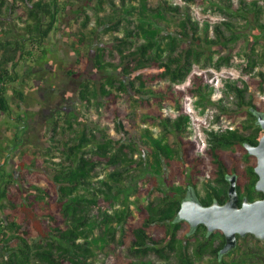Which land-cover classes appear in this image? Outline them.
<instances>
[{
	"label": "trees",
	"instance_id": "obj_1",
	"mask_svg": "<svg viewBox=\"0 0 264 264\" xmlns=\"http://www.w3.org/2000/svg\"><path fill=\"white\" fill-rule=\"evenodd\" d=\"M72 1L0 0V16L12 13L19 22H10L11 26L3 27L4 21L0 18V113L16 124L22 122L25 115L16 114L11 109L6 95L7 85L28 79L20 76L18 68L22 62H40L51 52L46 41L55 29L58 17ZM150 1L137 0L138 22L130 25L132 21L126 19L128 26L120 37L114 36L112 48L97 45L92 57L85 52L81 58L79 47L73 46L78 64L83 63L84 67L87 60L92 59L94 68L104 73L98 83H82L79 99L90 104L91 99L102 98L109 110L122 96L129 93L141 96V88L163 80L176 85L187 79L189 83L182 89H176V93L179 96H200L208 84L203 74L193 72L194 67L207 63H212L216 69L228 66L233 54L238 53L245 42L248 51L238 65L240 77L226 82L227 91L235 97L234 105L222 107V110L244 117L240 126L250 130L256 105L248 89L253 86L262 91L264 88V71H257L258 78L251 75L256 67L264 66V23L260 21L264 0H237L236 5L232 0H218L217 10L229 17L240 15L247 23H253L256 30L230 19L219 20L213 25V38L205 40L206 44H202L197 34L198 23L191 19L186 6L172 5L167 0H157L156 5L151 6ZM183 1L188 4L202 0ZM106 8L111 12L101 18L99 13ZM131 9L123 11L131 14ZM93 10V17L107 23V29H121L123 14L117 11L114 0H94ZM162 13L182 14L183 17L176 29L160 33L158 27L144 20L155 19ZM89 20L90 16L85 11L83 16L75 19L79 25L76 31L79 44H83V31ZM14 30L13 38H4ZM140 35L145 38L144 42L137 41ZM207 46L224 53L213 61ZM85 49L88 52L92 49L89 42ZM114 50L118 54L117 60H114ZM109 69L120 73L107 72ZM76 70L78 68L73 67L68 73L73 74ZM14 92L22 101V94L16 86ZM148 93L154 92L148 90ZM163 94L174 101V93L170 89L161 92ZM141 99L148 103V99ZM259 102L257 109L264 112V99ZM178 109L179 114L174 118L149 114L148 117L157 121L169 139L163 143L149 135L147 139L151 148L147 149L151 152V163H144L142 158L135 160L133 156L138 149L129 141L112 140L102 131L96 136L94 131L98 130L80 122L73 111L65 114L64 125L58 126L55 120L51 136L46 140V155H30L19 149L21 137L16 133L12 148L17 153L16 173L20 181L15 180L12 172L4 170L1 175L0 264H94V251L88 241L89 232L96 222L91 214L93 210L103 215L104 231L111 239L120 228L123 240H130L128 250L134 256L143 257L151 253L162 261L161 264H194L206 255L223 261L218 256L224 244L222 232H207L201 224L191 231L189 224L179 219L177 214L188 190H192L204 206L215 201L223 204L227 200L228 178L232 174L236 176L239 205L244 197L251 201L261 196L254 187L257 180L255 160L244 148L245 142L256 144L257 136L250 131L244 134L235 128L211 129L206 132L203 154L197 155L194 153L196 143L182 140L189 116L182 108ZM227 116L231 117L229 113ZM108 119L115 123L116 130L123 136L126 123H132L131 114H120L116 109L110 111ZM74 122L80 125V130L75 136H70L67 128H72ZM258 130L261 133L259 127ZM50 152L58 153L59 160L48 158ZM102 160L108 165L125 166L109 172V180H100L103 186L99 190L100 196L77 193L89 190L91 177ZM47 163L51 167L50 174L41 177L48 187L36 185V180H40L37 172H34L32 182L27 180V173L38 171ZM164 166L169 169L167 174L162 173ZM204 175H208V180L204 183L205 195L200 197L196 184ZM122 179L127 180L126 184ZM138 184H145L144 191L155 196L144 205H136L138 222L133 223L130 196L137 192ZM118 197L121 198L122 209L114 214L107 213L106 206ZM150 229L158 231L151 234ZM127 264L138 263L129 261Z\"/></svg>",
	"mask_w": 264,
	"mask_h": 264
},
{
	"label": "rangeland",
	"instance_id": "obj_2",
	"mask_svg": "<svg viewBox=\"0 0 264 264\" xmlns=\"http://www.w3.org/2000/svg\"><path fill=\"white\" fill-rule=\"evenodd\" d=\"M170 4H179L182 8L186 6V11L191 19L198 23L199 31L198 36L202 44H206L205 40L213 38V25L219 20L230 19L244 25L245 19L240 15L229 17L227 14L216 9L218 0H202L200 3L185 4L183 0H167ZM236 5L237 0H232ZM73 3L67 5L62 15L58 17L55 24V29L50 34L46 41V46L52 49L48 53V57L40 62L30 63L22 62L19 65V73L22 78H28L24 83L16 84L17 91L22 94L23 100L15 95L9 89V100L11 101L12 109L19 114H24L25 118L18 123L19 129L12 126L14 120L7 119L4 114L0 113V187L2 185V172H12L15 174V180L20 181L19 175L16 173L17 168V153L16 150L11 148L12 144L9 142L14 137L13 134L17 130L18 135L21 137V145L19 149L24 150L27 154L46 155V141L51 136V127L55 123L58 126L64 125V116L69 111L76 113L80 122H86L89 127H95L98 136L99 131L104 132L112 140H122L123 142H131L136 146L138 151L134 153L133 158L139 160L142 158L144 163H151L152 156L148 150L151 148L148 143L149 135L155 139H161L163 143L169 141L167 135L163 133V129L157 121L150 119L148 116L151 113L161 115L162 117L174 118L179 114L178 107L189 116L186 130L182 134V140H191L196 143L194 153L197 155L203 154V149L206 146V132L209 130H219L225 128H235L244 134L249 133V129H243L240 124L244 117L236 112L223 111L222 107H232L234 105L235 97L227 91L226 82H232L235 78L240 77L238 65L242 62L240 56H232L230 64L216 69L212 63L207 65H196L193 72L203 74V77L208 84V88L199 96L182 95L176 93V89L185 87L189 80L187 79L181 84H170L168 80H163L159 84L141 88L143 94L137 96L135 93H129L122 96L116 104L110 106L109 110L106 109L102 98H93L90 104H85L79 99V92L82 83L89 81L90 83H98L103 76V72L98 71L92 64V59L87 60L85 66L83 63H77L78 55L73 46H78L83 54L87 52V56L92 57L96 46H104L108 49L114 45V36H121L127 23L126 19L138 22V2L137 0H114L115 7L118 12L123 14L124 21L121 22L119 31L107 29V23H103L93 17L94 0H73ZM157 0H151L150 5L155 6ZM132 8V9H131ZM131 9L132 13L127 14L123 10ZM79 11L76 13V11ZM90 16V20L84 29L83 44L77 41L78 26L75 22L76 17L83 16V12ZM111 12L110 8L101 11L99 16L103 18L107 13ZM152 14V13H150ZM155 19L144 20L151 22L154 26L158 27L160 33L166 31H173L177 28L178 23L182 19L181 15H172L169 13H162L157 15ZM0 18L4 21L3 27H9L10 22L19 23L15 20V15L8 13L1 15ZM151 18V17H150ZM261 22H264V11L261 15ZM206 29V30H205ZM15 30L4 38H13ZM139 43L144 42L145 38L141 35L138 37ZM91 44L92 49L89 52L85 49V44ZM207 51H211L213 61L224 51H219L215 47L210 48L207 46ZM114 60L118 59V54L114 50ZM76 67L73 74L68 71ZM258 70L264 71V66L257 67ZM111 69L107 70L110 71ZM119 75L120 72L112 71ZM256 69L251 75L256 76ZM24 81V80H23ZM11 85L8 84V89ZM171 90L174 93V101L167 97L166 94L161 95V92ZM152 90L154 93H148ZM8 91V90H7ZM248 92L253 94L254 100L259 102L264 99V88L262 91L257 90L253 86L249 87ZM14 94V95H13ZM141 98L148 99V103L142 102ZM116 109L120 114H131L132 123H126V134L123 136L115 128V123L108 119L110 111ZM227 113L231 117L227 116ZM234 115V116H232ZM80 125L76 122L73 123L72 128H67L70 136L78 134ZM15 129V130H13ZM15 135V134H14ZM148 148V149H147ZM51 156L53 161L59 160V154L50 152L47 155ZM125 165L120 164L117 166L108 165L102 160L95 169V173L91 177V185L88 191L79 190L77 193H85L88 196H100L99 190L103 187L100 180H109L107 174L116 169H122ZM51 167L47 163L38 171L27 173V180L32 182L35 179L34 172L40 176V180H36V185L44 188L48 187L47 182L41 176L50 174ZM169 169L164 166L162 173L167 174ZM208 173V172H207ZM131 174V172L129 173ZM208 175L200 176L196 184V191L200 197L205 195L204 183L208 180ZM127 180L122 179V183L126 184ZM145 184H138L137 192L130 196L132 203L130 209L132 211V222H138V214L136 212L137 204H146L155 196L154 193L144 191ZM27 190V189H26ZM122 209L121 198L118 197L112 204L106 206L107 213L114 214ZM93 217H95V226L89 232L88 241L94 251L93 261L94 264H127L129 261L140 263L161 264L154 254H147L146 256L139 257L132 255L128 250L130 240L125 238L123 240L122 231L120 228L115 233L114 238H110L105 234L104 224L102 222L103 215L96 213L93 210ZM115 225V224H113ZM157 229H150L151 234H155ZM264 258V240H258L249 234L237 239V244L233 252L225 255L222 259L227 264H262ZM243 259V261H241ZM215 259L211 257H203L200 261L194 264H214Z\"/></svg>",
	"mask_w": 264,
	"mask_h": 264
},
{
	"label": "water",
	"instance_id": "obj_3",
	"mask_svg": "<svg viewBox=\"0 0 264 264\" xmlns=\"http://www.w3.org/2000/svg\"><path fill=\"white\" fill-rule=\"evenodd\" d=\"M258 122L264 131V118ZM247 153L256 158L254 172L257 175L255 190L262 193V198L247 200L243 198L238 204L236 176L228 178L227 200L223 204L213 202L204 206L196 199H185L180 204L177 217L185 220L191 228L204 225L207 232L219 230L224 235V244L220 254L235 248L237 239L247 234L258 240H264V133L256 145L245 142Z\"/></svg>",
	"mask_w": 264,
	"mask_h": 264
},
{
	"label": "flooded vegetation",
	"instance_id": "obj_4",
	"mask_svg": "<svg viewBox=\"0 0 264 264\" xmlns=\"http://www.w3.org/2000/svg\"><path fill=\"white\" fill-rule=\"evenodd\" d=\"M224 15H226V13H224ZM241 17V16H240ZM225 18H223L222 20H224ZM226 20V19H225ZM57 23V22H56ZM264 23V22H263ZM248 25V28L249 29H255L256 30V27L254 26V24L253 23H247V21L245 20V23H244V25ZM52 33V32H51ZM48 40V39H47ZM247 51H248V49L245 47V42H243L242 43V47L240 48V50H239V52L238 53H235V54H233L234 56H240L241 58H242V61L244 60V58L246 57V54H247ZM50 53V52H49ZM48 57V54H47V56H46V58ZM256 69V71H258V69H257V67L255 68ZM254 69V70H255ZM253 73V72H252ZM251 73V74H252ZM259 104H260V102H256L255 101V105H256V107L254 108V110H253V114H254V121H253V124H252V128L250 129V132L252 133V135L253 136H257V139H256V144L258 143V140H259V138L263 135V133H264V131H263V129L260 127V125H259V122H258V118L259 117H262V118H264V112H262L261 110L259 111L258 109H257V107L259 106ZM258 127L261 129V133L259 132V130H258ZM256 144H253V145H256ZM253 158H254V160H255V163H256V158L254 157V156H252ZM262 194V193H261ZM262 196L263 195H261V196H259L258 198H256V199H259V198H262ZM245 198V197H244ZM185 199H196L197 200V198H196V196H195V194H194V192L192 191V190H188V192H187V194L185 195V197L183 198V200H185ZM243 199V198H242ZM182 200V201H183ZM216 202V201H215ZM190 229H191V231H193L194 229H196V227H194V228H191L190 227ZM237 244V243H236ZM236 247V246H235ZM235 249V248H234ZM234 249H232L231 251H229L228 253H225V254H220V251H219V253H218V256H219V258H223L225 255H227V254H231L232 252H233V250ZM206 256H208V257H211V258H213L211 255H206ZM206 256H204V257H206ZM215 259V258H214ZM197 262V261H196ZM262 264H264V258L262 259ZM224 263H226L227 264V262H225V261H220V260H216L215 259V262H214V264H224Z\"/></svg>",
	"mask_w": 264,
	"mask_h": 264
},
{
	"label": "crops",
	"instance_id": "obj_5",
	"mask_svg": "<svg viewBox=\"0 0 264 264\" xmlns=\"http://www.w3.org/2000/svg\"><path fill=\"white\" fill-rule=\"evenodd\" d=\"M21 78H22V76H21ZM20 82H23V81H19V82H17V83H15V84H12L8 89H6V95H8V98H10L9 97V94H11L10 93V91H9V89H11L12 90V92L15 94V92H14V87L16 86V84H18V83H20ZM24 83V82H23ZM8 90V91H7ZM18 90V89H17ZM19 92V91H18ZM13 94V95H14ZM9 102H10V105H11V101L9 100ZM11 109H12V106H11ZM16 114H18V113H16ZM5 117L8 119V117L5 115ZM12 126L14 127V128H16V129H18L17 127H19L18 126V124H16V123H12ZM13 130H15V129H13ZM16 132L14 133V134H16V133H18L17 132V130H15ZM13 134V136H15ZM9 142H11V143H13L14 142V137L12 138V140H10ZM11 148H12V146H11Z\"/></svg>",
	"mask_w": 264,
	"mask_h": 264
},
{
	"label": "built area",
	"instance_id": "obj_6",
	"mask_svg": "<svg viewBox=\"0 0 264 264\" xmlns=\"http://www.w3.org/2000/svg\"><path fill=\"white\" fill-rule=\"evenodd\" d=\"M0 88H1V83H0Z\"/></svg>",
	"mask_w": 264,
	"mask_h": 264
}]
</instances>
